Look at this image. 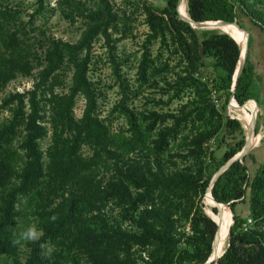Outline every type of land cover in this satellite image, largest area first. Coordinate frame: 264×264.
Returning <instances> with one entry per match:
<instances>
[{"label": "rangeland", "instance_id": "obj_1", "mask_svg": "<svg viewBox=\"0 0 264 264\" xmlns=\"http://www.w3.org/2000/svg\"><path fill=\"white\" fill-rule=\"evenodd\" d=\"M106 1L108 11L99 0H0V53L10 56V50L1 44L9 40L21 51L19 60L27 61L31 67L28 75L17 74L6 84L0 99L33 89L40 80L33 78L46 65L45 50L51 40L86 45L80 56L87 60L86 78L94 90V130L98 140L82 144L79 153L84 162L90 163L87 174L94 178L102 196V201L91 196L87 203L78 205L76 213L86 218L85 224L67 225L64 235L52 244L41 243L43 233L37 230L38 240H23L11 257L0 254L2 264L34 262V253L43 257V264H157L154 258L161 257V252L154 253L153 244L141 246L140 240L145 226L152 223L151 214H155L148 211L170 207V203L156 198L153 205L144 206L139 200L143 188L137 176L177 174L199 183L211 178L212 183L226 164L223 154H237L252 139L244 119L255 125V139L264 134V33L246 16L237 11L233 21L216 20L238 22L249 34L244 93L247 99L238 104L235 91L231 95L233 76L228 79L213 59L203 57L204 66L186 70L187 63L176 52L167 31L164 36L159 32L154 36L146 9H164L166 0ZM194 30L200 38L221 34L211 29ZM73 70V65L66 64L54 73V81L49 79L54 83L56 113H60L57 107L62 109L69 96ZM233 102L238 106L245 103L242 107L251 111L242 114ZM85 107L84 96L76 95L70 111L74 121L83 118ZM3 116L8 117L9 112ZM237 117H241L242 124ZM51 142L50 136L43 140L42 149L46 151ZM252 153L255 161L250 157ZM241 162L247 168L249 184L242 185L244 202L230 208L235 217L243 220L241 228L247 231L254 223L248 222L249 185L264 166V135ZM121 188L130 199L118 193ZM208 188L201 193L197 185L196 190L176 197L171 220L180 239L174 264H206L212 254L213 237L201 239V226L193 229L191 225L195 212L208 216ZM212 201L218 219L230 218L226 206ZM22 202L27 204L26 199ZM38 220L28 218L29 227L37 226ZM111 236L114 239L104 241ZM228 245L229 237L224 251Z\"/></svg>", "mask_w": 264, "mask_h": 264}, {"label": "trees", "instance_id": "obj_2", "mask_svg": "<svg viewBox=\"0 0 264 264\" xmlns=\"http://www.w3.org/2000/svg\"><path fill=\"white\" fill-rule=\"evenodd\" d=\"M99 1L108 11L107 1ZM179 1L166 0V8L161 10L151 6L146 9V20L154 36H157L158 32L164 36V31H167L173 45L176 46V52L182 54L181 59L187 63L186 70L195 71L199 66H204L203 57H209L230 79L239 57L238 46L225 34L212 33L200 38L194 29L178 17ZM186 2L188 16L195 22L233 21L236 12L240 11L264 33V0H186ZM182 16H186L184 5ZM244 31L247 34V31ZM241 33L239 34L242 36ZM243 38L246 39L245 36ZM1 44L10 50V56L3 57L0 53V92L17 74L28 75L31 69L27 61L19 60L21 51L10 44L9 40H2ZM85 47L86 45L81 42L71 44L51 40L45 50L46 65L33 78L35 81L40 79L33 89L23 93H9L0 99V254L6 257L14 255L23 242L21 240L20 243H14L20 238L21 233L29 228L28 218L39 219L35 228L43 233L41 243L49 241L52 244L64 235L63 231L67 225L86 223V218L76 213L79 204L87 203L91 196L102 201L98 184L90 174H87V171H90V163L84 162L79 153L82 144L88 140L90 142L98 140L94 130L96 121L94 90L86 78L87 60L81 59L80 56ZM66 64L74 67L69 96L63 101L62 109L57 107L60 113H56L52 97L54 83L49 82V79L54 81L56 79L54 73ZM247 73L244 66L235 88V99L238 104L247 99L244 95ZM41 82L45 85H40ZM78 94L84 96L86 107L83 118L74 121L70 111ZM6 112H9L8 117L3 116ZM237 119L242 124L241 117ZM244 122L246 131L255 139L253 123L248 118L244 119ZM49 136L52 142L44 151L41 142ZM235 153L225 152L224 163ZM246 172L247 168L241 161L233 162L213 183L211 189L213 199L220 204H229L231 208L234 204L242 202L245 199L242 185L249 184ZM4 175L7 177L2 178ZM137 177L143 188L139 200L144 206L153 205L156 198L161 202L167 199L170 203V207H159L158 210L153 207L148 211L155 214H151L152 223L144 228L140 245L153 244L154 253L161 252V257L154 258L157 264H174L176 244L180 239L175 235L171 220L173 209L177 206L176 197L187 191L196 190L197 185L201 193H204L210 186L211 178L199 183L200 180H186L184 176L177 174L172 176L139 174ZM249 186L250 218L254 223L250 230L244 231L241 228L243 220L235 217L230 227L229 245L219 258L218 264H264L262 227L264 166L255 174ZM118 193L127 200L130 199L124 188ZM22 199H26L27 204H23ZM53 217L55 219H52ZM209 218L197 211L191 219L193 229L201 226V239L209 240L213 237L215 224ZM112 239L113 236L106 237L104 241ZM37 249L38 245L33 249L34 252ZM34 255L37 259L27 264H43V257L35 253ZM206 255L207 257L210 255L209 251ZM2 261L0 259V264Z\"/></svg>", "mask_w": 264, "mask_h": 264}, {"label": "bare ground", "instance_id": "obj_3", "mask_svg": "<svg viewBox=\"0 0 264 264\" xmlns=\"http://www.w3.org/2000/svg\"><path fill=\"white\" fill-rule=\"evenodd\" d=\"M183 5L185 6V9H186V16H182L181 14V10L183 8ZM179 13H180V16L182 17H187L188 16V11H187V2L186 0H180L179 1ZM203 23H199L198 25L201 26ZM231 25H235L242 33L243 35L246 37V40H247V34L246 32L244 31V29L240 26V24L237 22V23H221V22H214V23H210L208 24V28L211 29V30H215V31H219L221 33H226V34H229L230 36L234 37L238 42L241 43L242 45V48L241 50H244L245 49V45H246V41H245V38H243L239 33L240 31L236 28V27H233ZM242 56H243V52L240 56V61L239 62H242ZM235 102V101H234ZM233 102V105L236 109H238L240 111V113L242 114H246L248 111H251L249 108L247 107H242V106H238L237 104H235ZM247 103V102H246ZM232 104V103H231ZM230 108H231V105H230ZM253 109V108H252ZM257 118V117H256ZM256 118H255V123H256ZM255 127V125H254ZM264 135V134H263ZM262 135V136H263ZM262 136H258L256 139H250L247 140V143H246V149H250V148H253L254 146H257L261 137ZM206 198V197H205ZM213 198L212 196L210 195L209 191H207V207H206V214L208 216H211V219H213L214 221H217V222H220L221 224V228H220V231L223 229V230H226L227 227L230 226V224H232V221H233V211H231L227 204H218V202L214 201V203L217 205V206H220V207H223V206H226V209L228 211V214L230 215V218L229 216L225 219V220H221V219H218L215 215H214V211H213V208H214V205H213ZM205 203V202H204ZM214 212V213H213ZM218 216V215H217ZM220 239V240H219ZM218 239V237L216 236L214 242H213V250H212V255H211V259H212V262L213 263L214 261H217V259L223 254L225 248H226V242H227V234H226V231H224L223 233H221V236L220 238ZM219 240V242H218ZM218 244H217V243ZM210 263V264H211ZM207 264V263H206Z\"/></svg>", "mask_w": 264, "mask_h": 264}, {"label": "water", "instance_id": "obj_4", "mask_svg": "<svg viewBox=\"0 0 264 264\" xmlns=\"http://www.w3.org/2000/svg\"><path fill=\"white\" fill-rule=\"evenodd\" d=\"M177 13V12H176ZM178 17L180 18V20H182L184 23H187L192 29H209L208 28V24L210 23H216V22H221V23H237V22H224V21H205V22H195L193 20L190 19L189 16L187 17H182L180 16L179 14H177ZM199 23H203L201 26H199L198 24ZM221 33V32H220ZM221 34H225L227 35L230 39H232L236 45L238 46V49H239V57H238V61H237V64L235 66V71H234V74H233V78H232V90H231V95L232 97L234 96V91H235V88H236V84H237V81H238V78L242 72V69L244 68L245 66V63H246V60H247V57H248V54H249V47H250V44H249V34L247 33V42H246V45H245V49L244 50H241L242 48V45L240 42H238L234 37L230 36L229 34H226V33H221ZM243 52V56H242V62H239L240 61V56ZM246 146V145H245ZM251 150L250 149H246V147H244L240 152H238L237 154H235L230 160H228L226 162V164L224 165V167L222 168L221 172L218 173V175L216 176V178L214 179V181L212 183H210V186L208 188V191L211 195V189H212V186H213V183L216 181V179L218 178V176L224 172L233 162L235 161H242V159L244 158V156L247 154V152H249ZM212 196V195H211ZM213 198V197H212ZM220 204V203H218ZM228 208L232 211V209L230 208L229 204H227ZM208 217V216H207ZM209 218V217H208ZM211 219V218H209ZM214 224H215V229H214V233H213V240H214V237L215 235H217L218 239L220 238L221 236V233H223L224 231H226V234H227V238L229 237L230 235V227L233 225L234 223V220H235V215H233V221H232V224H230L229 227H227L226 230H221L220 231V228H221V224L220 222H217V221H214L213 219H211ZM225 253V251L223 252V254ZM222 254V255H223ZM212 255V254H211ZM211 255L210 257L208 258L207 260V263L210 264L212 262V259H211ZM221 255V256H222ZM220 256V257H221ZM219 257V258H220ZM219 258L217 259L216 263L215 264H218L219 262Z\"/></svg>", "mask_w": 264, "mask_h": 264}, {"label": "clouds", "instance_id": "obj_5", "mask_svg": "<svg viewBox=\"0 0 264 264\" xmlns=\"http://www.w3.org/2000/svg\"><path fill=\"white\" fill-rule=\"evenodd\" d=\"M52 219H55L53 217ZM39 239V233L34 226H30L27 230L21 233L20 238L15 240L14 243H20L21 240L24 241H36Z\"/></svg>", "mask_w": 264, "mask_h": 264}, {"label": "crops", "instance_id": "obj_6", "mask_svg": "<svg viewBox=\"0 0 264 264\" xmlns=\"http://www.w3.org/2000/svg\"><path fill=\"white\" fill-rule=\"evenodd\" d=\"M250 157L252 158V160H254L255 161V158H254V154L252 153V154H250Z\"/></svg>", "mask_w": 264, "mask_h": 264}, {"label": "built area", "instance_id": "obj_7", "mask_svg": "<svg viewBox=\"0 0 264 264\" xmlns=\"http://www.w3.org/2000/svg\"><path fill=\"white\" fill-rule=\"evenodd\" d=\"M248 222H249V223H251V222H252V219H251L250 217L248 218Z\"/></svg>", "mask_w": 264, "mask_h": 264}]
</instances>
